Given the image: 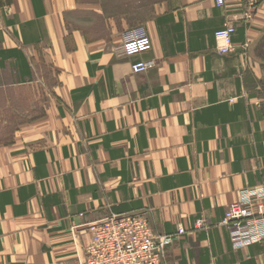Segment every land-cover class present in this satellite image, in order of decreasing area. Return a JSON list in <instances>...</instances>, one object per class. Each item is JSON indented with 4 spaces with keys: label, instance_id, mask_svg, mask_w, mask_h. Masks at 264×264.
Wrapping results in <instances>:
<instances>
[{
    "label": "crops",
    "instance_id": "obj_1",
    "mask_svg": "<svg viewBox=\"0 0 264 264\" xmlns=\"http://www.w3.org/2000/svg\"><path fill=\"white\" fill-rule=\"evenodd\" d=\"M0 127V264H84L112 214L176 236L167 264H264L221 224L264 181V0H0Z\"/></svg>",
    "mask_w": 264,
    "mask_h": 264
},
{
    "label": "built area",
    "instance_id": "obj_2",
    "mask_svg": "<svg viewBox=\"0 0 264 264\" xmlns=\"http://www.w3.org/2000/svg\"><path fill=\"white\" fill-rule=\"evenodd\" d=\"M216 2L224 5V0ZM235 31L234 25L226 24L215 33L220 54L232 51ZM152 45L146 28L139 26L124 36L123 50L126 55L137 57L149 51ZM151 66V62L136 60L131 68L133 73H141ZM202 224L198 222V226ZM221 224L235 249L264 242V181L243 189L240 199L227 207ZM90 230L92 239L86 248L84 264H167V248L177 238L157 235L141 214H112L91 225ZM184 233L185 229L179 228L177 236Z\"/></svg>",
    "mask_w": 264,
    "mask_h": 264
},
{
    "label": "rangeland",
    "instance_id": "obj_3",
    "mask_svg": "<svg viewBox=\"0 0 264 264\" xmlns=\"http://www.w3.org/2000/svg\"><path fill=\"white\" fill-rule=\"evenodd\" d=\"M0 129H1V127H0ZM7 135L8 134H2V133H0V142H1L2 139L6 138Z\"/></svg>",
    "mask_w": 264,
    "mask_h": 264
}]
</instances>
